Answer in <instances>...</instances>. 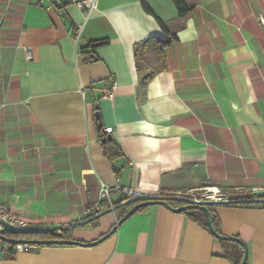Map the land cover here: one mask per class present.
Wrapping results in <instances>:
<instances>
[{
    "label": "crops",
    "instance_id": "0c3cea01",
    "mask_svg": "<svg viewBox=\"0 0 264 264\" xmlns=\"http://www.w3.org/2000/svg\"><path fill=\"white\" fill-rule=\"evenodd\" d=\"M75 1L59 13L48 2L0 0L2 206L53 226L94 216L102 183L113 203L124 187L145 195L264 189V0H200L183 26L172 0H98L88 18ZM160 21L178 40L166 49L167 69L144 84L157 62L149 54L137 71L134 48L165 37ZM100 40L109 42L92 45ZM110 85L113 97L102 98ZM96 107L123 152L112 164ZM214 209L222 233L247 243V264H264L263 203ZM118 220L113 212L75 227L73 239L94 241ZM225 253L236 259L240 250L153 205L97 246L0 249V264H234Z\"/></svg>",
    "mask_w": 264,
    "mask_h": 264
},
{
    "label": "trees",
    "instance_id": "16d2710c",
    "mask_svg": "<svg viewBox=\"0 0 264 264\" xmlns=\"http://www.w3.org/2000/svg\"><path fill=\"white\" fill-rule=\"evenodd\" d=\"M172 1L174 3V5L177 9V13H178L176 23L178 25L183 26L200 0H172ZM159 23L161 25V28H162L164 34H165V37L164 38H162L160 36L149 37L143 41L138 42L134 48L135 49L134 53H135V61H136L137 71L140 72V71L144 70L149 54H152L154 56L156 62H157L156 68H154V70L150 74L146 75L143 78L144 84H146L158 72L167 69L166 49L172 43H174L175 41L178 40L177 34L171 30L168 23H165L163 21H160ZM108 42H109L108 40H100V41H98L92 45L93 46H96V45L100 46V45H105ZM87 54H88L87 58L94 59V60L97 59L95 54H93V53H87ZM96 110L99 111V108L96 107ZM107 135L108 134L104 132V128H102L100 131H98V139L102 144L104 155H105L106 159L112 164L117 158L123 156V152H122L120 146L114 140H111V141L107 140L106 142H104V139L107 137ZM229 193L232 195H238L244 199H251L252 201H255L258 203H263V205H264V196L260 197L258 199H255L252 197L251 194H249L247 192L246 193L245 192L239 193L238 191H231V192L229 191ZM163 196L174 197L176 195L165 194ZM126 201H128V199L123 197L122 200H120L117 203H114V206L124 204ZM181 203L185 204L184 202H181ZM252 203H254V202H252ZM133 206H134V204L122 205L120 208H118L115 211V213L117 214V217L119 219H121ZM110 208H111V205L108 203H101L100 204V212L108 210ZM209 209H210L212 217H213V225L215 227V230L217 231V233L223 234L221 231V227H220V219L215 212L214 205L209 206ZM183 214H186L191 220H193L194 222H196L197 224L204 227L207 231L210 232V230L207 226V223H206L205 215L202 211H200V210H188V211L184 212ZM92 216L93 215L89 216L88 218H90ZM96 221L97 220H95L91 223H94ZM83 226H85V225H83ZM48 236H51L53 238L73 239V228L72 227L64 228V229H62L60 234L51 233V234H48ZM218 241H220V240H218ZM220 242L226 243V244H231L240 250V254L236 259L233 257L232 254H226L225 253L223 255V258L228 259V260H233L234 264H240L242 257H243V253H244L243 247L236 242H229V241H220ZM7 252H9L11 255H14V253L12 252V249H9Z\"/></svg>",
    "mask_w": 264,
    "mask_h": 264
},
{
    "label": "water",
    "instance_id": "95a60500",
    "mask_svg": "<svg viewBox=\"0 0 264 264\" xmlns=\"http://www.w3.org/2000/svg\"><path fill=\"white\" fill-rule=\"evenodd\" d=\"M62 3L64 6H66L70 3V0H62ZM95 119L97 122V129L98 131H100L103 128V122L101 120L100 111H97L95 113ZM107 140L109 141L113 140V137L111 134L107 135V137L104 139V142H106ZM174 200L184 202L185 205L181 207H174L172 205V201ZM252 202H255V201H252ZM126 204L127 205L134 204V206L121 219L117 221V223L112 227V229H110L107 233L102 235L100 238L94 241H91V242H83V241H79L75 239H62V238H58V239L17 238V237H11L8 235H0V238L13 245H16V244H27L30 246H34V245H80L84 247H93V246H97L101 244L102 242H104L105 240H107L108 238L116 234L119 227L139 210L149 207V206H153V205H162L175 213H184L188 210L202 211L205 215L207 226L210 232L215 236V238H217L220 241L236 242L240 244L244 250L243 257H242L240 264H247L248 262L249 248H248L247 243H245L243 240L235 236L219 234L215 230V227L213 225V217L209 209V206L224 204L222 202L197 203V202H194L193 200L184 199V198H180L176 196L172 197V196H163V195H145L143 197L129 199L124 204L113 206L110 209L97 213L96 215L90 218H87L80 222H73V223H70L69 225L75 228L78 226L89 224L95 220L100 219L101 217L107 214L115 212L122 205H126ZM2 225L5 227L7 234L15 235V236H39V235H48L51 233L60 234L62 229H64L63 225L41 226V225L31 224L26 227H16V226H12L5 222H2Z\"/></svg>",
    "mask_w": 264,
    "mask_h": 264
},
{
    "label": "built area",
    "instance_id": "2783aa9c",
    "mask_svg": "<svg viewBox=\"0 0 264 264\" xmlns=\"http://www.w3.org/2000/svg\"><path fill=\"white\" fill-rule=\"evenodd\" d=\"M36 1L38 3L48 2L52 7L56 8L59 13H62L64 9V5L62 0H31ZM76 6L81 9L86 18L90 17L92 12L97 9L98 7V0H79L75 1ZM82 26L78 28V33L76 39L78 41L80 30ZM27 57L30 58V49H25ZM114 93V85H110L103 89L102 91V98H112ZM5 105V104H4ZM3 105V107H4ZM104 132L107 134H111L113 132L112 127H108L104 129ZM112 187L106 183H102L99 192V202L92 208V214L96 215L100 213V204L101 203H108L111 207L114 206L112 193ZM122 192L123 197L129 199L139 198L145 196V194L135 188L131 187H124L120 189ZM239 193H249L252 195L253 198L258 199L264 196V189H252L250 191L239 190ZM176 197L184 198L193 200L194 202L201 203V202H222L228 205H241L251 203V199H244L238 195H232L229 192L223 191L218 188H205L200 191H191L189 193L183 195H176ZM2 222L8 223L12 226L16 227H26L31 225L25 219H23L19 214L12 211L9 207L2 206L0 204V235H8L5 227L2 225ZM64 228L72 227L69 224L63 225ZM73 228V227H72ZM30 247L27 244H16L13 245L8 243L0 238V249L4 251H8L12 249V252L15 254L19 251H22L26 248Z\"/></svg>",
    "mask_w": 264,
    "mask_h": 264
},
{
    "label": "rangeland",
    "instance_id": "374dc122",
    "mask_svg": "<svg viewBox=\"0 0 264 264\" xmlns=\"http://www.w3.org/2000/svg\"><path fill=\"white\" fill-rule=\"evenodd\" d=\"M39 236H44V235H39ZM47 236V235H46Z\"/></svg>",
    "mask_w": 264,
    "mask_h": 264
}]
</instances>
